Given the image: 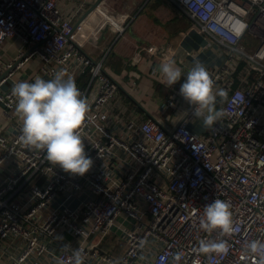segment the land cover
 I'll list each match as a JSON object with an SVG mask.
<instances>
[{
  "label": "built area",
  "instance_id": "2783aa9c",
  "mask_svg": "<svg viewBox=\"0 0 264 264\" xmlns=\"http://www.w3.org/2000/svg\"><path fill=\"white\" fill-rule=\"evenodd\" d=\"M174 1L228 51L212 77L227 93L224 116L201 134L188 127L193 107L171 130L156 119L113 127L106 55L81 50L59 0H0V50L22 42L15 58L0 56L5 114L17 116L12 88L34 59L45 80L88 75L81 133L93 161L83 176L51 164L21 141L19 117L13 134L0 132V264H68L63 243L83 248L84 264H260L249 244L264 243V0ZM216 198L232 206L231 235L201 226ZM201 241L226 247L204 253Z\"/></svg>",
  "mask_w": 264,
  "mask_h": 264
},
{
  "label": "crops",
  "instance_id": "0c3cea01",
  "mask_svg": "<svg viewBox=\"0 0 264 264\" xmlns=\"http://www.w3.org/2000/svg\"><path fill=\"white\" fill-rule=\"evenodd\" d=\"M96 1L59 0V3L64 15L76 26ZM73 39L93 59L106 55L105 70L118 85L109 105L113 127L140 125L156 119L173 129L193 107L179 92L188 70L200 62L213 77L228 54L225 47L201 32L174 0H103L78 24ZM21 47L20 38L9 40L0 50L2 60L15 58ZM165 59L175 60L182 69L180 81L171 87L161 82L163 77L159 73V65ZM38 66L37 59L30 61L16 77L17 81L45 79ZM79 83L77 87L81 90L84 83ZM216 107L221 108L220 99ZM17 120L18 115L9 118L5 114L0 101V132L13 134ZM188 127L197 134L210 128L195 118L188 122ZM124 248L122 244L117 253Z\"/></svg>",
  "mask_w": 264,
  "mask_h": 264
},
{
  "label": "clouds",
  "instance_id": "9594fccd",
  "mask_svg": "<svg viewBox=\"0 0 264 264\" xmlns=\"http://www.w3.org/2000/svg\"><path fill=\"white\" fill-rule=\"evenodd\" d=\"M159 73L163 77L161 82L168 87L182 77L181 67L172 59L161 62ZM179 92L193 106L194 118L202 120L206 126L212 127L224 116L216 104L218 97L221 102L227 100V93L215 88L209 71L200 62L188 70ZM12 94L16 98V113L22 122L21 141L26 146L44 151L46 160L65 172L86 174L93 161L85 153L81 128L89 112V103L75 79L61 70L50 80L38 77L34 82H17ZM231 207L230 202L218 198L206 205L202 228L207 232L218 230L222 236L236 232ZM58 239L63 241V237ZM225 247L223 241L200 242V251L204 253ZM249 250L260 257V264H264V243L252 241ZM62 251L68 264H84L83 248L63 243ZM56 264H65V256L57 257Z\"/></svg>",
  "mask_w": 264,
  "mask_h": 264
},
{
  "label": "water",
  "instance_id": "95a60500",
  "mask_svg": "<svg viewBox=\"0 0 264 264\" xmlns=\"http://www.w3.org/2000/svg\"><path fill=\"white\" fill-rule=\"evenodd\" d=\"M103 0H97L85 13L84 15L82 16V19L76 24V26L74 27V31L77 29L78 27V24L85 18L87 17L98 5H100V3L102 2Z\"/></svg>",
  "mask_w": 264,
  "mask_h": 264
},
{
  "label": "trees",
  "instance_id": "16d2710c",
  "mask_svg": "<svg viewBox=\"0 0 264 264\" xmlns=\"http://www.w3.org/2000/svg\"><path fill=\"white\" fill-rule=\"evenodd\" d=\"M243 66H244V62H242L241 65L239 66V70H241L243 68ZM236 74H238V73H236ZM87 79H88V75H84L83 77H81L79 79V82H80L79 84L83 85V83H85L87 81ZM238 82L239 81L237 80V83H236L237 85L239 84ZM123 246H124V244H123Z\"/></svg>",
  "mask_w": 264,
  "mask_h": 264
}]
</instances>
